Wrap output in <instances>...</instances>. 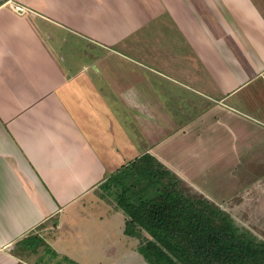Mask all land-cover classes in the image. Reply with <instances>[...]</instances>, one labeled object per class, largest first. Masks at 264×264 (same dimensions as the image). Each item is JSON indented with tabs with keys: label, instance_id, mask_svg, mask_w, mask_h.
I'll list each match as a JSON object with an SVG mask.
<instances>
[{
	"label": "crops",
	"instance_id": "1",
	"mask_svg": "<svg viewBox=\"0 0 264 264\" xmlns=\"http://www.w3.org/2000/svg\"><path fill=\"white\" fill-rule=\"evenodd\" d=\"M83 42L100 51L92 66ZM262 121L264 0H0V264H38L43 231L75 260L136 250L124 213L96 195L107 179L149 154L211 201L165 147L215 133L239 162L264 145Z\"/></svg>",
	"mask_w": 264,
	"mask_h": 264
},
{
	"label": "trees",
	"instance_id": "2",
	"mask_svg": "<svg viewBox=\"0 0 264 264\" xmlns=\"http://www.w3.org/2000/svg\"><path fill=\"white\" fill-rule=\"evenodd\" d=\"M117 173L101 188L115 189L126 217L124 235L139 240L137 251L147 264H264L263 240L206 198L184 194L181 181L153 156L145 154ZM141 181L154 189L153 197L129 195Z\"/></svg>",
	"mask_w": 264,
	"mask_h": 264
},
{
	"label": "rangeland",
	"instance_id": "3",
	"mask_svg": "<svg viewBox=\"0 0 264 264\" xmlns=\"http://www.w3.org/2000/svg\"><path fill=\"white\" fill-rule=\"evenodd\" d=\"M71 46L72 44H69V47ZM83 48L86 52L84 54L83 64L84 66H92V56H88L87 54L97 56L100 51L96 48H90L87 42H83ZM96 67L100 72L101 68L99 66H93L92 69L87 68L88 72L92 71L95 73L94 70ZM99 72H96L97 74L95 75L99 76L102 74ZM164 87L166 91L178 96V101L180 100L181 105L185 103L184 97L187 93H184L181 89L167 81H164ZM147 93L149 94V91ZM188 94L190 95V93ZM164 100L166 101V99ZM167 101L173 104L171 100ZM185 105L187 106V104ZM184 117L187 119L188 115ZM259 125L264 128V121ZM175 132L176 130L166 137L177 135ZM214 134H201L202 139L198 144L196 143L198 140H196L193 143L191 142L192 146L186 147L182 145L180 139H176L178 143L165 147L164 153L166 159L183 171L188 180L190 179V181L201 187V189L203 188V195L208 196L215 206L232 217L238 227L247 229L254 237L264 241V145L255 149L249 148L248 146L241 147L239 150L241 153L238 156V158L240 157L239 163L236 159L237 155L232 154L230 148L224 147V143L228 140L224 137L215 138ZM240 140L243 142L242 139ZM219 142L223 143V148ZM241 159L244 162H241ZM133 186L134 188L129 195L135 200H145L155 195L153 188L146 187V181H141ZM182 188L184 194L188 196H201L200 189L196 191L183 185ZM115 194V189L113 191H106L101 188L96 191V195L105 204L118 207L115 201ZM43 227L45 225L40 228ZM47 236L46 232L43 231L40 237H35L34 244L31 243L34 249L39 248V251L32 256V263L39 259L38 264H147L142 258V255L137 251L139 240L136 238H134L137 240L136 243H138L136 250L134 245L132 249L131 245L122 246L120 250L118 249L116 251L114 256L108 257L110 254L106 251L97 252L85 249L84 252H80L77 255L78 260H75L70 255L60 256L49 249L45 243V239L48 238ZM85 236L87 241L88 234H85ZM143 237H148V234L143 232ZM92 240L98 242V236L92 235ZM28 244L25 243V250L28 249L30 251L32 248L29 249ZM81 244L82 242L76 247H79L78 249L87 248L85 242ZM22 249H20V253L24 254L25 252ZM139 256L142 258V261L138 259Z\"/></svg>",
	"mask_w": 264,
	"mask_h": 264
},
{
	"label": "built area",
	"instance_id": "4",
	"mask_svg": "<svg viewBox=\"0 0 264 264\" xmlns=\"http://www.w3.org/2000/svg\"><path fill=\"white\" fill-rule=\"evenodd\" d=\"M11 9L15 13L20 14V15H22V14H24V13L27 12V9L26 8H24V7H22V6L18 5V4L13 5Z\"/></svg>",
	"mask_w": 264,
	"mask_h": 264
}]
</instances>
